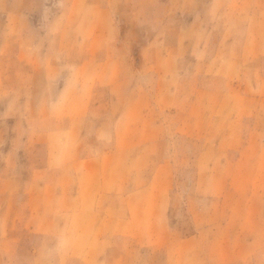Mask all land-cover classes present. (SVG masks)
<instances>
[{
  "label": "rangeland",
  "instance_id": "obj_1",
  "mask_svg": "<svg viewBox=\"0 0 264 264\" xmlns=\"http://www.w3.org/2000/svg\"><path fill=\"white\" fill-rule=\"evenodd\" d=\"M68 3L0 0V41L13 35L27 50L0 62V264H264V0L212 6L206 0H100L102 22L112 18L113 35L132 39L122 47L129 83L88 92L104 107L75 127L63 114L71 110L55 104L76 93L62 91L72 85L73 71L56 68L49 78L29 72L35 57L38 67L54 61L61 38L50 25L72 23ZM80 13L81 23L94 15ZM75 32L68 28L64 37L71 35L67 43L81 55V38L95 32L100 38L106 29ZM106 50L97 44L95 56ZM169 69L171 100L155 87H167ZM142 84L150 92L138 107L132 90ZM124 131L131 138L117 142ZM34 135L49 138L36 143ZM72 135L80 137L65 138ZM112 153L103 180L95 177L105 192L84 188L82 204L66 198L53 206L52 233L28 224L23 192L3 190L10 177L20 181L38 168ZM64 179L72 182V173ZM46 207L51 216L52 206Z\"/></svg>",
  "mask_w": 264,
  "mask_h": 264
},
{
  "label": "crops",
  "instance_id": "obj_2",
  "mask_svg": "<svg viewBox=\"0 0 264 264\" xmlns=\"http://www.w3.org/2000/svg\"><path fill=\"white\" fill-rule=\"evenodd\" d=\"M213 1L216 0H206V2H209L208 5L212 6ZM224 5L225 2L218 5L217 11H224ZM104 6L100 4V0H69L68 5L65 9V16L67 19H71L72 23H70L68 20L65 22H52L51 27H54L56 25L57 29L59 28V35H60V41L57 45V47L54 50V54L52 55V58H54L51 63L47 62L45 66L38 67L37 63V57H35V64L33 68H30L29 72L30 77H33V75L43 74V72H47V78L50 77V73L56 70V68H59L61 71L60 74L65 73L64 69L69 68V70H72L74 73V79L73 83L70 86L69 84H64L63 92L70 91L76 92L72 96V99L68 98L67 101H63L62 103L56 102V106L59 105V107L63 110L70 109L71 112L64 113V116L66 115L70 121V123L75 127L76 125L83 122V119L87 117L90 114H95V111L100 109L101 107H104V105L101 104L102 101L100 100H94L92 98L91 100L88 99V92H93L94 89H97V86L100 87V89L105 88V90L108 89V91L113 90V87H117L121 83H125L127 76V69H129V65L127 62L129 59H127L128 55L125 53V55L122 53V47L125 45V41L131 42V38H124V42L119 40L118 33L117 36L113 35V29L116 30L115 22L112 18L103 21L101 20V15L105 13L103 9ZM88 12L92 13L94 12L93 17L91 18V15L88 17L89 23H81L82 19H85L86 17L81 16L80 12ZM78 13V14H77ZM77 14V15H76ZM93 22V23H92ZM83 26H89L92 30L97 31L100 28L106 29V32L103 33V35L99 38L97 37L98 32H95L92 34V36L85 37L83 36L80 40L83 45H85V49H83L82 54L80 52L76 51V48H73L71 45H68L67 39L71 40L69 35L67 38L64 37V32H66V29L73 28V34H75L76 29H80ZM128 28H133V25L129 24L126 25ZM55 28V27H54ZM135 28V27H134ZM112 33V35H111ZM12 35V34H10ZM14 36H10L7 41H0L2 47H0V62L9 61V63L15 61L18 51H27L25 50L24 45L21 43H18L16 39L13 38ZM66 40L67 46L63 45V42ZM78 37L72 38V41H78ZM74 42V44H75ZM104 44L106 47V51H97V55L95 56L94 50L97 44ZM156 51L152 50V62L155 60ZM29 57L25 59L26 61H31V57L28 54H25ZM83 56V58L79 57ZM15 57V58H14ZM170 59V58H169ZM210 59V58H209ZM207 59V60H209ZM33 62V61H32ZM236 61L233 62L235 65ZM111 64V67L109 66ZM206 62L204 63V65ZM60 65L62 67L60 68ZM208 70V69H207ZM13 71V70H11ZM153 72H157L158 70L155 68H152ZM169 76L167 74H163L164 77L168 80L167 87L164 85V89L160 90V84H156L155 91L157 93H163L164 97H168L169 100H171V94L175 92V88L171 84V70H168ZM159 75V74H158ZM204 77H209L205 76ZM29 76V74H28ZM61 76V75H60ZM108 81L101 83V82H92V84H85V80H82L86 77H92L93 80H98L101 77H107ZM27 77V76H26ZM110 78V79H109ZM121 80V82H119ZM129 83V81H128ZM62 86V87H63ZM175 86V85H174ZM153 87V88H155ZM125 90L129 91V86L127 88H124ZM212 90L209 86H207L204 90L209 91ZM135 90L138 91L137 97L131 99L132 101H137V106L141 107V100H143V95L145 93L148 94L150 92V88L145 85L136 86L135 89L132 90V92H135ZM216 90V89H213ZM86 93V94H84ZM92 97V95H91ZM126 102V101H125ZM130 102V100H129ZM127 103L125 108H131L132 105ZM171 103V102H170ZM25 104H32L31 102L26 101ZM171 105V104H170ZM176 107V103L173 104ZM26 106V105H25ZM41 108L42 113V106H43V100L40 101L39 105ZM46 106H49V102H47ZM253 109V108H252ZM264 113V110L262 111V114ZM239 116V115H238ZM237 116V117H238ZM43 117V113L42 116ZM234 118V121L236 123L241 122V119ZM43 118H40L38 116V124L44 123ZM252 123H255L256 121L250 120ZM41 124V125H42ZM139 125V124H138ZM100 127L99 129H101ZM76 129V128H75ZM38 133H43V128L39 127ZM106 130V128H104ZM138 131V130H137ZM123 135L124 137H115L116 141L118 142L125 139L127 141L129 138H131L132 135H129L128 131H124ZM251 134V132L249 133ZM37 140H43L46 141L49 138V135H34ZM97 136V135H96ZM100 135L97 136V138ZM119 136V135H117ZM122 136V135H120ZM26 135H23L22 139H24ZM79 135H72L69 137H65L66 139H73L78 140ZM63 136L61 137V139ZM64 138V139H65ZM100 142V141H98ZM121 142V143H122ZM118 144V143H117ZM22 145V144H21ZM26 146V145H24ZM124 145L122 144L121 148H123ZM24 148L22 147L21 150ZM25 150V149H24ZM117 150V149H116ZM21 153H23L21 151ZM20 151L16 153V155H19ZM54 152H52V155ZM113 155L110 154L108 156L104 155L103 157L99 158H93L86 156L85 158H74L72 163H69L67 161L64 162H58L57 166L50 165L49 167L46 166L44 168H38V170H34L29 177L26 179L19 181V179L16 178H9L6 181H3L4 188L3 190L10 189L9 191L11 193L16 192H23L25 194V200L24 205L27 210V221L30 226L36 231L41 233H52V231H49L51 226H53V222H49L50 217L57 218V212L53 211V206L57 208V205L61 203V200L72 199L73 204L80 205L82 204V190L84 188L91 189L92 191L97 190V187H99L103 192L104 190V184L98 185V182L96 181L95 177L100 176L102 177L101 181L104 178V168H105V161L107 157H111ZM96 163V164H95ZM66 172L72 173V182H68L64 179ZM87 178L88 182H83V178ZM93 181V182H92ZM96 181V182H95ZM126 184V183H124ZM88 186V187H87ZM123 187V184H121V188ZM126 187H128L126 185ZM68 193V194H67ZM96 192L95 197L96 198ZM46 205H51L50 211L54 212L52 215H48L47 211H49V208L46 207ZM52 221V220H51ZM55 221V220H54ZM50 225V228L47 227Z\"/></svg>",
  "mask_w": 264,
  "mask_h": 264
}]
</instances>
